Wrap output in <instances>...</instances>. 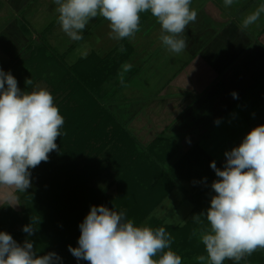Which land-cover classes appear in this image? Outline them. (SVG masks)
<instances>
[{"label": "clouds", "instance_id": "9594fccd", "mask_svg": "<svg viewBox=\"0 0 264 264\" xmlns=\"http://www.w3.org/2000/svg\"><path fill=\"white\" fill-rule=\"evenodd\" d=\"M226 7L233 0H223ZM57 22L72 41H81L91 20L102 17L109 22L113 40H132L141 31V14L150 13L158 22L160 40L166 51L181 54L188 46V25L197 20L192 0H53ZM248 16L243 27L259 19L260 12ZM119 51H125L120 45ZM131 65H125L126 70ZM123 82V80L121 81ZM26 84H31L27 79ZM233 98L238 94L233 91ZM220 120L214 121L217 125ZM64 117L47 88L22 91L12 73L0 67V207L19 205L17 193L32 186L31 170L48 162L58 151ZM226 162L210 167L218 179L211 184L214 195L206 216L207 228L192 235L202 242L206 255L196 257L199 264H239L245 257L264 249V124L252 128L239 146L224 153ZM197 222L200 221L199 215ZM35 221L24 225L28 236L35 233ZM78 246L69 252L88 264H183L172 250L173 237L164 227L137 226L125 211L104 205L91 206L79 225ZM0 264H61L55 252L38 255L34 242L18 243L11 234L0 231Z\"/></svg>", "mask_w": 264, "mask_h": 264}, {"label": "crops", "instance_id": "0c3cea01", "mask_svg": "<svg viewBox=\"0 0 264 264\" xmlns=\"http://www.w3.org/2000/svg\"><path fill=\"white\" fill-rule=\"evenodd\" d=\"M244 1L227 10L224 2H202L196 10L197 20L185 33L188 46L179 55L163 47L156 19L150 13L141 14V31L131 40L133 58L140 64L111 97L109 107L144 147L164 137L177 145L176 157L198 144L216 162H222L226 151L239 146L252 128L263 124L264 21L247 28L243 21L264 7V2ZM55 9L53 0H0V64H9L26 42L20 35L25 31L19 27L20 21L29 24V37L69 41ZM48 16H54V21L48 22ZM263 16L261 11L259 19ZM98 21L91 20L82 32L83 39L70 40L64 53L82 49L89 38H111L110 27L102 29L105 34L101 30V35H91ZM118 43L116 40V46ZM116 46L104 52L106 48L94 46L84 57L92 52L105 56ZM233 91L238 98H233ZM217 119L219 125L214 123Z\"/></svg>", "mask_w": 264, "mask_h": 264}, {"label": "trees", "instance_id": "16d2710c", "mask_svg": "<svg viewBox=\"0 0 264 264\" xmlns=\"http://www.w3.org/2000/svg\"><path fill=\"white\" fill-rule=\"evenodd\" d=\"M263 2L258 0L256 3ZM120 45L125 51H119ZM133 55L131 40L123 39L105 56L92 52L74 64H66L68 72L76 77V81L69 79L66 83L74 82L75 88L90 96L89 91L97 90L107 77L121 75ZM21 66L17 63V75L24 69ZM61 73L67 75L64 70ZM133 73L126 76L121 86ZM21 76L22 80H27L25 74ZM74 101L77 106H64L67 120L61 129V137L56 141L59 150L50 153L48 162H42L31 170V180L36 179V186L23 193L24 210L19 212L13 207H4L0 210V226L5 223L20 244L25 239L33 241L38 255H44L54 247L55 253L61 257V264H88L87 261L76 260L68 246H78L79 225L91 206L104 205L118 212L125 211L126 218L137 226L164 227L173 237L171 248L182 257L183 264H199L196 257L206 255V251L198 235L193 236L192 233L208 227L206 216L200 214L210 207L211 196L215 194L211 184L218 177L210 167L215 160L198 144L176 157L177 145L164 137L144 147L110 107L101 108L93 98ZM110 145L116 157L112 161L114 166L107 172L116 185L115 196L107 188L90 185L105 170L100 157L109 151ZM225 162L226 158L216 165L222 169ZM184 180L193 183L192 192L182 187ZM178 187L187 191L194 204L187 223L173 226L148 220ZM198 215L202 224L197 222ZM32 220L36 231L28 236L22 228ZM18 225L21 227L17 229ZM226 261L225 264H236ZM263 261L264 249L245 257L239 264Z\"/></svg>", "mask_w": 264, "mask_h": 264}, {"label": "rangeland", "instance_id": "374dc122", "mask_svg": "<svg viewBox=\"0 0 264 264\" xmlns=\"http://www.w3.org/2000/svg\"><path fill=\"white\" fill-rule=\"evenodd\" d=\"M206 0H197L193 1L191 4V8L194 10L200 9L202 6V2ZM217 2H223V0H215ZM244 4L245 1L241 0L239 2L233 1V6L232 8L237 7L238 4ZM234 4L236 6H234ZM227 7L223 5V9H226ZM230 8V7H228ZM240 8V6H239ZM227 10V9H226ZM225 10V11H226ZM264 17V16H263ZM48 22L51 20L52 22L54 21L55 17H47ZM247 18V16H246ZM245 18V19H246ZM100 22L99 24L97 23V30L96 31H91L92 36H94V32L96 34L101 35L100 31L103 28L109 27V22L106 21L102 17H97ZM264 21L263 18L258 19L255 23L259 24ZM20 25L19 27L25 29V31L21 32L20 35L22 36V39L26 42H24L21 45V50L17 55L12 56L13 58L9 64H0V67L3 68L5 72H11L12 75L17 79L18 81V86L20 84V89L22 91H28L31 92L35 88L38 87H43L47 88L51 94L54 96L55 99V104L59 108L60 114L64 117V121L66 122L67 116L64 112V106L70 105V106H77V103L74 100L78 99H86L89 101L90 98L95 99L96 105L98 104L101 108L108 109L110 105V100L111 96L113 95L114 91L117 88L121 87L122 80L124 81L126 76L130 74L134 69L140 64V61L137 59L132 58L130 65L132 66L130 70H125L121 75H114V76H109L107 77L97 88V90H90L89 95H87L85 92L81 91V89H77L74 87L72 82L71 84L66 83V80L68 81L69 79L75 80L76 77H73L72 74H70L65 68V65L67 64H74L78 60V56L81 55L83 58L85 55H87L94 46L103 48L104 51H108V49L113 48L116 46V40H113L112 38H107V39H99L102 40L101 42L96 38H89L85 41V45L83 48L80 50H76L75 52H68V54L64 53L68 49L67 47L70 44V40L68 39H56L52 38L50 36L48 39L43 38V36L37 37L34 36L29 37L28 35V25H23V23L20 21L18 22ZM253 23L252 25H254ZM19 29V28H18ZM17 29V30H18ZM110 29V28H109ZM94 30V29H93ZM102 34H105V30H102ZM110 32V31H109ZM19 30L17 31V37L19 36ZM25 35V36H24ZM12 42L14 41V38H12ZM119 40L118 42H120ZM17 42V41H15ZM106 42V43H105ZM73 44V42H72ZM71 44V45H72ZM16 45L17 43H14L13 46ZM70 45V46H71ZM70 50V49H69ZM64 53V54H63ZM79 53V54H78ZM80 57V59H82ZM79 59V60H80ZM139 59V58H138ZM19 60V61H18ZM140 60V59H139ZM17 63H20L21 68L24 67L27 72H24L25 70L23 69L18 75H17ZM69 66V65H68ZM29 69H27V68ZM68 72L66 76L61 73V71ZM26 75L27 79L31 80V84H26L24 79L22 80L21 75ZM75 76V75H74ZM82 97V95H84ZM73 99V100H72ZM74 101V102H73ZM85 101V100H84ZM86 102V101H85ZM65 124V123H64ZM227 147L225 145L224 148ZM108 152L104 153L100 157V160L102 164L105 165V170L101 172V174L95 178V180L90 184L93 187H101V188H107L108 192L115 196L117 194V188L116 185H113V177L110 176V174L107 172L109 169H112V166H114V163L112 162L115 160L116 154H114V148L110 145L108 147ZM78 161H81L80 159ZM83 162V160H82ZM32 179V178H31ZM182 187L186 188L189 191L192 192L194 189L193 183L184 180L182 181ZM31 187L36 186V179L31 180ZM187 191L185 190H180L179 188L175 192L173 196H169L166 198L152 213L151 217L148 220H151L152 222H157L159 223H164L166 225H173V226H183L191 217V212L194 207L193 202L191 201L190 197L187 196ZM19 196V205L13 207L19 212H22L25 208V203L22 199L23 193H17ZM6 206L0 207V210L3 209ZM144 225V224H143ZM21 225L17 226V229L20 228ZM0 231H5L10 233V229L6 227L5 223H2V227L0 226ZM77 247V246H75ZM54 248V247H52ZM48 249V252H56L55 248L54 249ZM46 253V254H47ZM76 259V258H75ZM77 260V259H76ZM227 263L233 262L231 260H227ZM245 264H264L263 262H256V263H248L246 262Z\"/></svg>", "mask_w": 264, "mask_h": 264}]
</instances>
